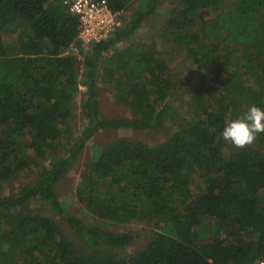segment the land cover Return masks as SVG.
Returning a JSON list of instances; mask_svg holds the SVG:
<instances>
[{
	"label": "trees",
	"instance_id": "16d2710c",
	"mask_svg": "<svg viewBox=\"0 0 264 264\" xmlns=\"http://www.w3.org/2000/svg\"><path fill=\"white\" fill-rule=\"evenodd\" d=\"M98 1L115 13L135 3ZM136 1L111 38L86 47L77 40L78 17L61 0H0V264H255L264 259V133L229 155L221 135L231 113L240 118L252 105L264 109V0H176L168 32L198 70L190 119L180 118L170 138L156 146L118 139L92 147L91 168L78 187L80 212L105 228L156 221L137 252L125 256L121 249L138 234L86 225L57 194L60 181L100 131L157 129L178 117L172 105L176 83L152 47L135 42L109 55L136 36L162 0ZM9 23L29 28L11 48L4 41ZM100 73L132 118L102 116L96 90ZM82 85L86 92L79 98ZM77 104L84 125L76 134L70 125ZM30 168H41L38 179L3 195L4 185ZM35 202H44L87 250H80L54 218L31 210ZM207 221L209 231L201 234Z\"/></svg>",
	"mask_w": 264,
	"mask_h": 264
},
{
	"label": "rangeland",
	"instance_id": "374dc122",
	"mask_svg": "<svg viewBox=\"0 0 264 264\" xmlns=\"http://www.w3.org/2000/svg\"><path fill=\"white\" fill-rule=\"evenodd\" d=\"M175 2L176 0H162L156 10V13L143 22L142 26L137 31L136 36L129 41H123L111 48L109 55L114 53L117 49H121L135 42H142L145 45L152 47L157 54L165 59L169 65L170 74H172L173 80L176 83V90L172 91V105L177 111L178 117L174 121H166L162 127L157 129H148L145 131L105 129L100 131L96 136L87 142V145L80 157L73 163L72 168L63 177L57 187V194L60 200L67 205L69 213L79 218L86 225H92L102 229H110L119 232L132 231L133 233L138 234L137 240L134 241L132 245L121 249V252L125 256L132 255L142 247V244H145V241L149 239L152 233L156 230L154 226L156 221L142 220L130 225L112 224L109 228H105L102 221L98 219H88L80 212L78 187L85 173L91 168L92 147L95 144L103 147L113 140L123 139L131 143L141 142L149 146H156L160 143L166 142L170 138L172 132L175 128H177L181 120L184 118L190 119V90L197 82L196 74L198 70L186 55L185 50L178 47V45L173 41L172 35L168 32L167 23L170 17V11ZM136 5L137 1L135 0V3L132 4L131 8L125 12L124 15L127 19L129 18L131 12L135 9ZM28 33V27H24L19 23H9L5 27L4 31L5 44L9 48L14 47L21 39L25 38ZM230 71L231 67L228 71H226V73L229 74ZM103 78L104 76L100 73L96 83V90L102 116L109 119L132 118L133 114L131 111L116 101L112 88L104 81ZM245 80L250 86H253V81L251 79L246 77ZM85 92L86 87L82 85L79 98H81ZM79 98L78 102L80 101ZM237 115L231 113L227 121L237 119ZM83 125L84 120L82 111L79 104H77V114L73 119L70 128L77 134L80 132ZM222 142L225 155H229L231 152L238 149L224 139H222ZM68 144L69 142L65 141L63 148H67ZM63 151L64 150H61L58 155H63ZM262 151L264 153V147L262 148ZM46 162H48V160ZM40 172L41 168H30L16 173L15 176L4 185L3 195L15 194L22 187L34 183L38 179ZM30 208L37 213L54 218L62 225L65 234L77 245L80 250H87L84 242L73 231H71L66 224L56 217L44 202H35L31 204ZM209 224V221L202 224L200 227V231L202 232L201 234H205L209 231Z\"/></svg>",
	"mask_w": 264,
	"mask_h": 264
},
{
	"label": "built area",
	"instance_id": "2783aa9c",
	"mask_svg": "<svg viewBox=\"0 0 264 264\" xmlns=\"http://www.w3.org/2000/svg\"><path fill=\"white\" fill-rule=\"evenodd\" d=\"M61 3L72 15L78 17L80 25L77 40L86 47L107 41L127 19L125 12H113L106 1L61 0ZM72 51L76 53L73 46L70 48ZM255 264H264V259Z\"/></svg>",
	"mask_w": 264,
	"mask_h": 264
},
{
	"label": "clouds",
	"instance_id": "9594fccd",
	"mask_svg": "<svg viewBox=\"0 0 264 264\" xmlns=\"http://www.w3.org/2000/svg\"><path fill=\"white\" fill-rule=\"evenodd\" d=\"M261 133H264V109L252 105L242 117L227 121L221 135L235 148L243 149L252 145Z\"/></svg>",
	"mask_w": 264,
	"mask_h": 264
}]
</instances>
